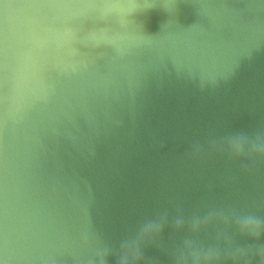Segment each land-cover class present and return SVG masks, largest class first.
Segmentation results:
<instances>
[{
    "label": "water",
    "instance_id": "water-1",
    "mask_svg": "<svg viewBox=\"0 0 264 264\" xmlns=\"http://www.w3.org/2000/svg\"><path fill=\"white\" fill-rule=\"evenodd\" d=\"M261 130L264 0H0V264H92L177 204L264 214V161L209 145Z\"/></svg>",
    "mask_w": 264,
    "mask_h": 264
},
{
    "label": "clouds",
    "instance_id": "clouds-1",
    "mask_svg": "<svg viewBox=\"0 0 264 264\" xmlns=\"http://www.w3.org/2000/svg\"><path fill=\"white\" fill-rule=\"evenodd\" d=\"M209 145L212 152L226 154L230 160L264 161V130L252 135L231 134L222 141L210 139ZM192 154H203L199 144L193 146ZM245 170L254 169L245 165ZM238 237L254 243L241 245ZM97 245L92 264H160L146 255L148 248L165 252L169 264H264V214L231 207H208L186 214L177 204L173 210L165 208L146 217L118 245L100 238Z\"/></svg>",
    "mask_w": 264,
    "mask_h": 264
}]
</instances>
